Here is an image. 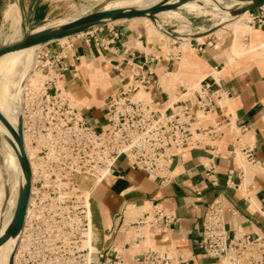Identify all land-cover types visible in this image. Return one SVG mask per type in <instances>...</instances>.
Masks as SVG:
<instances>
[{
  "label": "crops",
  "instance_id": "crops-1",
  "mask_svg": "<svg viewBox=\"0 0 264 264\" xmlns=\"http://www.w3.org/2000/svg\"><path fill=\"white\" fill-rule=\"evenodd\" d=\"M2 1L6 0H0V4ZM7 1L9 4L1 12L3 26L7 24L4 18L7 8L19 7L22 0ZM21 15L22 21H26L22 11ZM36 21V16H32L30 22L35 24ZM247 22L252 34L243 36L248 45L242 42L243 48L247 49L254 41L261 46L264 43V9L250 13ZM131 23L106 25L82 37L71 38L68 44L52 43L36 51L41 64L56 59L52 75H58V84L83 105L82 110L93 127L105 123L106 104L97 105L98 102L103 98L107 102L110 96L126 88L136 93L145 90L158 108L166 106L167 102L171 104L169 94L162 89L160 76L177 72L179 66L176 71L172 70L179 58L172 54L167 56L162 41L160 44L151 41L147 31L134 28ZM214 33L205 37L204 42H191L194 53L209 72L201 86L209 85L210 92L220 96L218 103L223 108L222 114L217 111L212 117L222 122L224 116L231 115L237 127H245L247 131L237 134L226 128L207 146L186 150L175 160L168 184L161 185L156 178L134 170L126 159H121L116 174L103 182L80 178V188L84 191L86 186L91 192L97 234L94 245L98 251L106 250L110 244L118 245V250L125 246L126 211L136 218L153 206L174 216L177 224L170 226L168 234L162 233L161 228L156 229L152 232L151 243L185 254L186 264H214L203 259L197 242L201 239L204 215L215 201L224 205L231 236L238 232L264 234V50L234 57L235 34L231 32L232 36H226L225 32L219 37ZM172 45L175 44L170 45V50H173ZM84 65L90 68L86 70ZM97 70L107 77L109 86L105 89L111 94L104 93L100 86L91 91L88 71ZM99 76L102 81L101 73ZM2 77L0 72V84ZM179 98L183 99L177 96ZM190 102L195 103L194 100ZM211 125L208 123L206 127ZM246 147L253 149L256 164L249 163L242 154ZM111 229L115 235L112 242H107Z\"/></svg>",
  "mask_w": 264,
  "mask_h": 264
},
{
  "label": "built area",
  "instance_id": "built-area-1",
  "mask_svg": "<svg viewBox=\"0 0 264 264\" xmlns=\"http://www.w3.org/2000/svg\"><path fill=\"white\" fill-rule=\"evenodd\" d=\"M55 60L41 64L38 56L35 71L45 79L27 85V78L18 90L24 140L29 139L33 152L31 158L27 154L33 180L15 264H186L185 254L151 243L156 229L168 234L170 226L177 224L159 206L126 224L125 246L120 250L110 244L106 250L93 252L86 245L92 226L91 195L81 190L79 180L101 182L114 176L118 162L126 159L134 170L168 184L175 160L186 150L207 146L226 128L237 134L247 129L238 128L231 115H222L225 120L211 126L194 128L209 115L222 114L220 96L211 93L209 85L191 94L184 91V99L162 108L153 101L138 100V93L126 88L109 97L105 123L93 127L65 89L58 87V75L52 77ZM242 152L249 163H257L251 147ZM131 229L134 236L128 239ZM114 235L109 230L107 242ZM197 243L203 259L214 264H264V234L231 236L220 201L208 207Z\"/></svg>",
  "mask_w": 264,
  "mask_h": 264
},
{
  "label": "bare ground",
  "instance_id": "bare-ground-1",
  "mask_svg": "<svg viewBox=\"0 0 264 264\" xmlns=\"http://www.w3.org/2000/svg\"><path fill=\"white\" fill-rule=\"evenodd\" d=\"M108 1H109V3H107L101 11H111V10H117V9L149 10V9L153 8L154 6H156V5H158L161 2L166 1V0H95V2H94L95 4L93 6H97V5L103 6ZM199 2H209L210 5H204V4H201ZM226 3H228V2L223 1V0H199V1H194L192 3L186 4L178 10H186L188 12L197 14V13H201V12L205 11V9H213L214 8L213 6L223 5ZM236 6L237 5H234L233 8H235ZM88 8H90V7L84 8L81 12L79 11V13L71 19H64L62 21H59V22H56L53 24H49L47 26H43V27L39 28L37 31H41L43 29L51 28V27H59V26L65 25L69 22L75 21L76 19H79L81 16L85 15L87 13ZM178 10L160 13L155 17L154 21L150 20L149 18H140V19H135V20L130 21L132 23H135L137 21L144 23L147 27V30H148L147 34H148L149 39L151 41H154V42L162 41V39H165L166 42H168L170 39H172L174 41H179V40L183 39L182 37L186 38L181 42L180 49L183 53V56H182L180 64H179V70H177V72H174V73H167L165 75L160 76L161 77L160 83H161V86L163 87L162 89H164V90H167L175 82L181 80L185 76H191L197 80L203 81L207 78V76L209 74V72L207 71L208 70L207 66L197 57V55L194 53L193 48L191 47V39L196 36L195 34L194 35L193 34L192 35L180 34V36H182V37L174 35L175 37L171 38L170 36H167L163 31L164 28L162 27L161 23L159 22L160 19L178 17L179 16V12H177ZM215 11L217 13L216 16L220 18V22H223L222 26H216L215 27V28H219L216 31L217 33L215 32L217 34V36L221 37L223 34H225L226 31L233 32L236 36V39L234 40L235 43H234V46L232 49L234 57L235 56L239 57L242 54L245 55L246 52L254 53L257 49H264V43L261 46H258L255 44V41L252 42L247 49L243 48L242 41H241L242 37L243 36H249L252 34V29H250L245 24V22L247 20H249V14L250 13H247V14H245L241 17H238L236 19H232L230 14L228 12L222 10V9L215 10ZM4 18H5V22L9 25V28L12 32V37L10 38L11 40H10L9 44L20 41L22 39L23 35H22V28H21L22 27L21 26L22 15H21V10L19 9V7L17 5H12L11 7L7 8V10L5 11V17ZM169 21H171V20H169ZM118 22H120V21H118ZM118 22H116V23H118ZM158 26H159V28H158ZM185 28H188V27L187 26L182 27V28H180V31L178 30L177 32L182 33L183 29H185ZM199 36L200 37H198V40L200 42H204L205 37H201V35H199ZM68 40L69 39H64V40L60 41V43H65ZM39 48H41V47L21 51V52L14 53V54H10V55H8V56H6L0 60V72L3 76L2 80H1V84H0L1 85L0 87L2 89V90L0 89V91L2 92V93L0 92V110L3 112V114L7 117V119L10 121V123L15 128L18 124V119H19V115H20L19 113L22 114V98L19 97V94L21 93V91L18 92L20 85L27 78H28L27 85L29 83H31V81H33V83H37V82H40L41 80L45 79V77L42 74H40L38 71H35V67L37 65V56H36L37 53H36V51H38ZM252 56H257V55L253 54ZM84 68H86V70H88L87 68H90V67H87L84 65ZM225 68H226V66H225ZM88 72L91 73V74L89 73L90 78L92 80L91 91L94 92L95 89L97 88V86H96L94 79H93V75H92L93 71H88ZM52 74H53V72H52ZM8 82H12V84L14 85L13 89L15 88L14 90H12V89L10 90V88L7 86ZM103 82H104V87H102V88H107L109 86V81H108L106 76H104ZM200 86H201V83H200ZM59 88L64 89L62 84H59ZM63 92L65 94L69 95L66 90H64ZM104 93H106V92H104ZM137 93H138V95L144 94L143 97L140 96L141 99L137 97L138 100L139 99L144 100V99H146L145 97H147L148 99L150 98V94L143 89ZM73 101L75 103V106L82 105L77 99H73ZM0 129H1L2 134H3L2 137H3V141H4V150H5V154L7 157L6 168H7L8 175L10 176V182H11L13 190L15 192V197L12 198L10 201H8V196L6 195L5 178H4L3 172L0 170V212H1L3 209V206L7 205V204L11 207H15V209H16L19 191L24 186L25 179H24L21 167L19 165L15 150L13 149V147L10 144V142L13 141V138L1 122H0ZM25 139H26V141H25L26 153L31 158L33 155V152H32V149L30 148V145H29V139L27 137ZM103 181H101V182H103ZM99 183H100V181H99ZM87 194L91 195V192L89 191V192H87ZM126 212H128L126 214L127 215L126 224H129L132 222L130 220L133 216H131L132 214H129L130 213L129 211H126ZM91 216H92L91 232L88 235L89 239L87 240L86 245L88 247L90 246L93 252H96V251H98V248L94 245V243L96 241L97 234H96L95 228H94V216H93L92 209H91ZM10 222L6 226L1 228V218H0V235L3 233L5 228L10 224ZM16 243H17V239L10 240L5 246H3L0 249V262L2 261L3 264H9L10 257L12 255V253L15 252Z\"/></svg>",
  "mask_w": 264,
  "mask_h": 264
},
{
  "label": "rangeland",
  "instance_id": "rangeland-1",
  "mask_svg": "<svg viewBox=\"0 0 264 264\" xmlns=\"http://www.w3.org/2000/svg\"><path fill=\"white\" fill-rule=\"evenodd\" d=\"M94 2H95V0H22L19 8L23 12V18H24V16L27 17L26 21L25 20L22 21V24H21L22 35L23 36L28 35L33 30H36V29L41 28L43 26H47L49 24H53V23L62 21L64 19H71V18L75 17L79 13V11L81 12L84 8H87V7H90V8H88L87 13L85 15L81 16L80 18L87 16L89 14H92V13H97V12L101 11L107 3H109V1H108L103 6H101V5L93 6L95 4ZM199 3L204 4V5H210L209 2H199ZM8 4H9V2L7 0L2 1L0 4V26H2V29L0 31V46H3L5 44H9L10 40H11L10 38L12 37V32L9 28V25L5 24L6 26H3V23L1 22V12L6 8V6ZM233 4L237 5V3H234V2H228L226 4L218 5V6L212 5L214 7L213 9H205V11H203L201 13H197V14L188 12L186 10H178L177 12H179V16H178L179 18L178 17L165 18V19L162 18V19H160L159 22L161 23L163 28H165L169 33H171L173 35H177L179 37H182V36H180V34H182V35H192V34L194 35L195 34L196 36H199V35L204 34L206 32L205 30L212 29L215 26H222L223 22H220V18L216 16L217 13L215 10H220L223 7H226L227 8L226 10H231L234 7ZM34 15L36 16V20H37L35 24L30 22V19ZM169 20H171V21H169ZM120 22H128V21H120ZM120 22H118V23L120 24ZM131 24H133L134 28H137V29H140L143 31L145 30L148 33L147 27L144 23L137 21V22L131 23ZM245 24H246V26H248L247 21L245 22ZM109 25L111 26L112 24H109ZM185 26H187L188 28L183 29L182 33L177 32L178 30L180 31V28L185 27ZM158 28H159V26H158ZM226 34H227L226 36H230V35L232 36V33L229 31H226ZM182 38L183 39H181L179 41H175V42L171 41V39L168 42H166L165 39H162V42L164 44L163 45L161 44V45L163 46L164 51L167 53V56H168V54L169 55L172 54L176 58H179L178 61L176 62L177 63L176 67L173 68L172 71L177 70L179 63L181 61L180 59L183 56V53H182L180 47H181V42L186 38L185 37H182ZM84 40H85V38H84ZM241 41L243 42L244 45L246 44L244 37L242 38ZM159 42H161V41H158V43ZM59 44H61V45L62 44H68V41L65 43H59ZM171 44H175V45H172L171 49H173V50H170ZM245 46H248V45H245ZM262 50H264V49H262ZM36 56H37V54H36ZM99 73H101V80L102 81H99V79H98ZM92 75H93V79H94L96 86L104 87V82H103L104 81V74H103V72L98 71V70L93 71ZM52 77L54 78V75ZM31 82L33 83V81H31ZM201 82H202V80H197L191 76H185L181 80L175 82L171 87H169L165 91L169 94V96L171 98V103H174L177 101V96H182L184 94V92H183L184 90L188 91L189 94H191L192 92L200 90V88H201L200 83ZM7 86L10 88V90L15 89V88L13 89L14 85L12 84V82H8ZM0 89H1V87H0ZM102 91L106 92L107 95L111 94V92H109L105 88H102ZM140 96L143 97L144 94H140L137 97L141 99ZM68 97L72 101V104L74 105V107L78 108L79 110L82 109L83 105L75 106V103L73 101V98H74L73 96L68 95ZM145 98L146 99H144L142 101H145L148 103L151 102V98H149V99L147 97H145ZM103 101L98 102L100 104H97V105H105L106 104V102H105L106 98H103ZM84 114H85V111H84ZM204 120H206V121H204V122L201 121L200 124H196L194 126V128L206 127L208 123L216 124L218 122L215 117H212L210 115ZM2 135L3 134H2V131L0 129V170L3 172L4 178H5L6 195L8 196V201H10L12 198L15 197V192L13 190L12 184L10 182V176L8 175L7 168H6L7 157H6L5 150H4V141H3ZM29 145H30V141H29ZM83 189H85L84 191H87V192L90 191L88 189V187H86V186ZM14 212H15V207H11L8 204L3 206V209L0 212L1 228L6 226L11 221V219L13 218ZM129 214L133 215V213H131V212ZM134 219L135 218L132 217L130 221H134ZM130 236H132V237L134 236V230L133 229L130 230L129 238H130ZM121 248H122V246L120 247V249Z\"/></svg>",
  "mask_w": 264,
  "mask_h": 264
},
{
  "label": "water",
  "instance_id": "water-1",
  "mask_svg": "<svg viewBox=\"0 0 264 264\" xmlns=\"http://www.w3.org/2000/svg\"><path fill=\"white\" fill-rule=\"evenodd\" d=\"M194 1L199 0H166L149 10L117 9L111 11H99L97 13L89 14L87 16L76 19L75 21L69 22L59 27L46 28L41 31H37L36 29L30 34L23 36L22 39L18 42L0 46V60L10 54L18 53L33 48L44 47L52 43L60 42L64 39H71L78 36H82L95 29L101 28L109 24H114L118 21H131L140 18H149L150 20L154 21L155 17L158 14L167 11H176L182 6L192 3ZM223 1L237 3V6L235 8H232L231 10H226V7L222 8V10L227 11L230 14L232 19H236L247 13H252L264 8V0ZM215 27L209 30H205L207 32L202 34L201 37H207L216 32L219 28ZM163 31L167 36H170L171 38L175 37L173 34L169 33L165 28ZM198 37L200 36L193 37L191 39V42L194 40H198ZM19 114L20 115L18 119V124L15 128L0 110V122L8 130V132L13 138V141H11L10 144L15 150L19 165L21 167L25 179V184L19 191L17 206L13 218L10 224L0 235V249L5 246L10 240L17 239L15 252L12 253L9 260V264H15V256L18 245L20 243L21 236L23 234L28 207L31 199L33 180L32 168L25 148L24 118L21 113Z\"/></svg>",
  "mask_w": 264,
  "mask_h": 264
}]
</instances>
